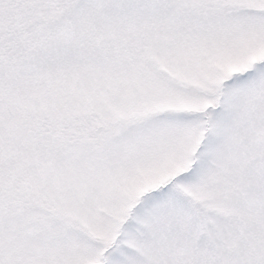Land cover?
Returning a JSON list of instances; mask_svg holds the SVG:
<instances>
[{
	"label": "snow or ice",
	"instance_id": "1",
	"mask_svg": "<svg viewBox=\"0 0 264 264\" xmlns=\"http://www.w3.org/2000/svg\"><path fill=\"white\" fill-rule=\"evenodd\" d=\"M0 264H264V0H0Z\"/></svg>",
	"mask_w": 264,
	"mask_h": 264
}]
</instances>
